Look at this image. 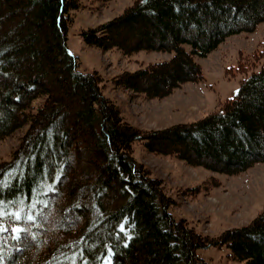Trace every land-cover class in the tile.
I'll use <instances>...</instances> for the list:
<instances>
[{"label":"trees","instance_id":"obj_1","mask_svg":"<svg viewBox=\"0 0 264 264\" xmlns=\"http://www.w3.org/2000/svg\"><path fill=\"white\" fill-rule=\"evenodd\" d=\"M77 10L73 0H0V141L27 127L0 163V264H210L199 252L212 247L238 264H264V211L246 227L203 236L174 218L162 182L133 156L141 143L226 176L264 163V44L239 66L251 73L219 111L144 131L104 95L97 72H80L68 48ZM262 24L264 0H137L81 36L128 57L173 53L114 80L154 100L203 82L196 57Z\"/></svg>","mask_w":264,"mask_h":264},{"label":"rangeland","instance_id":"obj_2","mask_svg":"<svg viewBox=\"0 0 264 264\" xmlns=\"http://www.w3.org/2000/svg\"><path fill=\"white\" fill-rule=\"evenodd\" d=\"M72 1V0H71ZM137 0H73L78 10L71 13L68 48L78 58L84 74L98 73L104 95L120 110L124 119L144 131L163 130L179 124H191L221 109L235 98L248 74L239 70L249 64L264 44V24L254 33L229 38L206 58L196 57L204 81L189 83L165 99L148 100L133 91L118 87L114 80L124 73L136 72L150 63L169 61L173 53L139 52L131 57L121 50L102 51L87 46L81 33L104 25L134 5ZM41 100L34 103L36 108ZM27 127L0 141V163L12 159L20 147ZM133 156L160 180L174 205L171 214L186 220L197 233L218 237L230 229L248 226L264 211V163L237 176H226L193 167L173 158L149 153L141 143L134 145ZM80 162V158H76ZM82 162V161H81ZM194 192L193 190H197ZM227 248L201 250L199 255L210 264H238L228 256Z\"/></svg>","mask_w":264,"mask_h":264},{"label":"snow or ice","instance_id":"obj_3","mask_svg":"<svg viewBox=\"0 0 264 264\" xmlns=\"http://www.w3.org/2000/svg\"><path fill=\"white\" fill-rule=\"evenodd\" d=\"M19 218H20L19 215L14 216V219L18 220ZM29 219H33V217L29 216ZM0 230H7L6 228L2 227V215H0ZM14 231L20 232L21 229L19 227H15Z\"/></svg>","mask_w":264,"mask_h":264}]
</instances>
